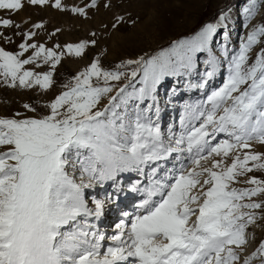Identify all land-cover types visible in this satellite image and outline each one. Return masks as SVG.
Wrapping results in <instances>:
<instances>
[{"label":"snow or ice","instance_id":"1","mask_svg":"<svg viewBox=\"0 0 264 264\" xmlns=\"http://www.w3.org/2000/svg\"><path fill=\"white\" fill-rule=\"evenodd\" d=\"M256 5L249 0L244 8L249 18ZM24 6L0 0V10ZM53 6L65 8L61 0ZM97 6L91 0L70 10L87 16ZM226 19L221 12L194 35L112 68L93 59L45 105L47 114L26 115L37 109L24 103V112L0 115V264H264V240L247 251L249 226L264 220V22L230 46ZM122 22L119 16L111 27ZM23 35L19 51L0 47V84L13 89H51L61 58L82 57L97 43L46 47L29 42L34 31ZM37 61L49 70L27 67ZM193 73L200 82L188 87L204 97L185 104L178 132L170 126L165 133L159 87ZM145 169L147 183L131 189L142 196L135 213L124 211L106 236L99 222L116 195L90 201L86 190L106 181L115 187L120 173Z\"/></svg>","mask_w":264,"mask_h":264},{"label":"rangeland","instance_id":"2","mask_svg":"<svg viewBox=\"0 0 264 264\" xmlns=\"http://www.w3.org/2000/svg\"><path fill=\"white\" fill-rule=\"evenodd\" d=\"M25 6L22 10L12 12L10 10H0V19H11L13 25L5 27L0 25V33L9 40L0 39V47L9 51H19V44L24 42V33L34 31L36 36L32 38V43H43L46 47L55 45H66L69 43H78L81 40L95 39V45H89L82 57L65 54L61 58V63L57 65L54 73V86L49 90L40 89L38 86L33 89H13L0 84V115L9 116L17 111L24 112L23 104L30 103L36 107L35 113L25 112L26 115H44L47 114L46 104L51 99L64 90L73 75L86 68L93 59L99 58L105 68H112L121 60L135 58L139 55L153 54L160 49L169 46L170 42L185 36L194 35L199 28L207 22L215 23L221 12L227 17L223 22L227 25L229 32L230 46H238L253 25L264 22V0H257L254 15L249 16L244 12V8L249 5V0H111V7H104L109 0H98L96 8L86 9L87 16H82L71 12L73 6L84 7L91 0H61L65 5L63 9H57L53 6L54 0H50L48 5L33 6L23 0ZM204 13V14H203ZM203 19L195 28L201 15ZM119 16L124 17V22L112 28L111 25L116 22ZM42 24V28H33L34 24ZM19 25V27H16ZM225 29H218L219 35L216 37L217 52L218 45L223 42V32ZM95 33V36L92 34ZM264 39V38H262ZM260 45L255 46L258 49ZM32 50L26 53L31 54ZM206 56H202L201 60ZM36 71H47L50 65H44L42 61L36 64L28 65ZM205 65L201 62L199 72H203ZM222 71H225L222 69ZM226 74V72H225ZM186 77L167 78L159 87L158 97L162 108V115L167 113L168 108L166 101L181 99L179 106H174L169 117L164 122L161 120L162 129L168 132L171 126L175 131H179L176 126L178 118L177 111L182 113L183 101L187 98L191 103H195L204 97L203 90L197 88H185ZM223 76H218L210 82V87L214 88L220 85ZM199 83V76L193 73L192 77L187 78V83ZM182 84V86H181ZM176 88V89H175ZM183 90H180L182 89ZM175 89V90H174ZM210 90V89H209ZM175 94V95H174ZM173 114V122L171 115ZM179 114V115H180ZM177 123V125H179ZM163 163V162H161ZM173 161H169L166 167L171 168ZM147 169L145 175H140L135 171H126L119 174V178L127 185L124 196H131L128 204L123 199L111 200L106 206L117 201L115 212L112 219L108 222L102 220L99 227L111 236L116 233L115 225L122 216L120 213L126 208L132 214L136 211L134 206L142 198L138 192H133V185L139 182L143 187L147 183ZM137 173V174H136ZM260 176V172L254 173ZM88 198H104L106 194L113 193V181H106L103 186H97L94 189L86 190ZM124 203V204H123ZM90 206L91 202H90ZM132 207L134 210H132ZM107 222V223H106ZM249 243L247 251L251 252L258 246L259 242L264 240V220H258L255 224L250 225L248 229ZM107 242V241H106Z\"/></svg>","mask_w":264,"mask_h":264},{"label":"bare ground","instance_id":"3","mask_svg":"<svg viewBox=\"0 0 264 264\" xmlns=\"http://www.w3.org/2000/svg\"><path fill=\"white\" fill-rule=\"evenodd\" d=\"M204 59V58H203ZM187 78L188 77H186L185 78V81H183V83H185L186 82V84H185V88L187 89V87H188V84H189V82L187 83ZM195 83V82H194ZM181 86H182V84H181ZM176 89V88H175ZM174 89V90H175ZM180 90H183V88L182 89H180ZM175 95V94H174ZM176 101V99L175 100H170L169 102L168 101H166V103H167V107L166 108H168V110H166V111H168L167 113H165L164 115H162V121L164 122V120L167 118V117H169V112H171V110L173 109V107L174 106H179L180 104H181V99H179L177 102H175ZM188 103H191L187 98L183 101V104L184 105H181L182 106V108H181V110H182V112H183V109H184V106H185V104H188ZM182 114V113H181ZM181 114L179 115V116H181ZM171 122L170 123H176L175 121L173 122V114L171 115ZM179 123H180V120H179ZM178 123V124H179ZM176 126H178L179 127V129H180V124L179 125H177V123H176ZM137 174V173H136ZM123 184H124V182L122 181V179L121 178H119V175L116 177V181H115V187H114V189H115V195H116V198H117V200H120V199H123L124 201V203H126V204H128V199H129V197H131V196H129V195H127V196H124V194L126 193V189L128 188L127 187V185L126 186H123ZM139 201L140 200H138V202L134 205V206H137V204L139 203ZM117 202V201H116ZM115 201H113V202H111V203H109L107 206H106V208L109 206V205H111L109 208H107L106 209V211H105V215L102 217V220H104V221H109L110 219H112V217H113V214H114V212H115V208H116V205H117V203H116ZM123 203V204H124ZM132 210H134L133 209V207H132ZM124 211H129L128 209H124L121 213H120V216H122V213L124 212ZM129 213H131V212H129ZM134 214V213H133ZM119 221V220H118ZM106 222V223H107Z\"/></svg>","mask_w":264,"mask_h":264},{"label":"trees","instance_id":"4","mask_svg":"<svg viewBox=\"0 0 264 264\" xmlns=\"http://www.w3.org/2000/svg\"><path fill=\"white\" fill-rule=\"evenodd\" d=\"M204 14V13H203ZM203 14L201 15L200 19L198 20L197 24L194 26L195 28H197V26L199 25V23H201V20L204 18Z\"/></svg>","mask_w":264,"mask_h":264}]
</instances>
